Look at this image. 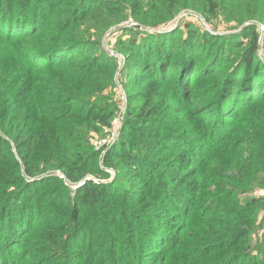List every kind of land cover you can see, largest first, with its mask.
<instances>
[{"label":"trees","instance_id":"1","mask_svg":"<svg viewBox=\"0 0 264 264\" xmlns=\"http://www.w3.org/2000/svg\"><path fill=\"white\" fill-rule=\"evenodd\" d=\"M170 3L172 0H0V54L7 53L10 60L6 68L0 65V264H264V256L254 258L252 249L246 252L244 243L251 230L239 217L228 218L221 210H213L218 214L215 218L209 214L195 218V229L201 233L197 238H188L181 229L183 223L172 217L195 211L188 209L199 189V182L191 181L192 166L179 171L152 160L153 167L159 168L152 171L156 188L121 190L113 211L117 223L111 220L105 225L98 206L112 194L116 197L108 186L85 180L72 194L56 176L38 179L53 168H61L73 182L90 169L105 173L93 162L99 154L95 150L88 152L87 160L70 162L77 141L88 133L82 128H64L63 123L75 121L57 118L52 108L53 101L89 103L99 93L102 67L113 71L118 66L111 61L108 65L104 53H84L88 46L78 23L97 25L105 10L127 9L140 15V24L146 25L145 7L152 6L156 9L150 15L153 26L169 19L171 9L166 7ZM248 29L247 43L235 54L216 52L214 35L209 33L204 34L203 44L191 45L195 38L192 29L184 48H163L155 54L137 51L136 45L131 48L143 59L144 79H161L184 101L188 113L209 114L208 123L227 124L264 106V60L258 56V30L255 25ZM16 60L31 70L14 75L20 68L26 69ZM153 83L147 95H151ZM257 118L259 122L249 128L255 140L253 153L261 158L264 115ZM234 132L229 129L224 138ZM206 136L210 134L202 137ZM160 192L175 201L174 214L162 208ZM143 219H153L160 228L139 236L136 228ZM125 230L148 241V246L140 242L135 250L130 237L123 236ZM194 242L203 249L192 256ZM257 247L263 254L262 245ZM164 251L169 254L163 258Z\"/></svg>","mask_w":264,"mask_h":264},{"label":"rangeland","instance_id":"2","mask_svg":"<svg viewBox=\"0 0 264 264\" xmlns=\"http://www.w3.org/2000/svg\"><path fill=\"white\" fill-rule=\"evenodd\" d=\"M166 8L171 9L169 19L153 26L150 15L156 9L152 6L145 7L149 22L146 25L140 24V15H134L127 9L105 10L104 17L99 19L97 25L91 21L78 23L81 37L88 46L84 53H104L108 56V65L114 62L118 66L113 71L102 67L100 79L97 80L99 93L89 103L53 101L52 108L57 118H73L72 121H75L71 125L63 123L64 128L72 126L78 131L82 128L88 133L77 141L75 155L68 157L70 162L87 160L88 152L95 150L99 154L93 158V162L105 173L90 169L83 173L81 179L73 182L61 168H53L38 179L56 176L64 181L72 194L85 180L108 186V190L115 191L116 197L112 194L98 206L105 225L111 220L117 223L113 211L119 204L121 190L130 191L137 186L141 190L156 188L152 171L159 168L153 167L152 160H160L162 164L172 166L167 168L177 167L179 171L192 166L191 170L195 171L191 181L199 182V189L196 199L188 204V209L195 211L191 215L172 217L176 222L183 223L181 229L188 238L201 235L195 229V218L206 214L215 218L218 214L213 210H221L228 218L239 217L240 222H246L247 228L251 230L244 243L245 248H248L246 252L252 249L254 258H260L264 253L256 249L261 245L264 249V140L260 145L263 155L257 158L253 153L255 140L250 134L253 130L249 126L259 122L257 115H264V106L243 114L239 120L233 119L231 123L210 124L209 114L195 116L188 113L184 101L161 79H144L146 67L143 59L132 48L136 45L137 51L143 50L146 54L150 51L152 54L158 53L163 48L172 49L173 46L175 49L176 46L184 48L185 41L190 40L187 33L192 29L195 38L191 39V45L203 44L204 34L209 33L210 36L214 35L216 52L235 54L247 43L248 27L255 25L259 38L258 56L264 60V0H172ZM86 13L88 15L90 12ZM129 17L133 18L136 26H125ZM7 56V53L0 54V65L4 68L9 65ZM24 67L26 69L20 68L19 73L14 75L27 74V70H31ZM36 75L38 78L44 77L43 74H33ZM152 82L151 95H147ZM199 124L203 127H199ZM229 129L237 132L225 139L224 134H228ZM205 133L210 136L202 137ZM160 194L159 200L164 201L162 208L167 209L166 213L174 214L175 201ZM198 208L201 209L199 213ZM207 208L210 211H204ZM211 220L215 224L219 222L217 219ZM153 221L143 219L136 228L140 232L138 235L148 236L149 230L154 232L153 228L159 229ZM126 232L123 236L130 237L135 250H138L140 242L148 246L145 245L148 241H140L133 233ZM202 249L200 243L194 242L190 254L193 256L194 252ZM167 254L164 251L163 258ZM237 264H241V261Z\"/></svg>","mask_w":264,"mask_h":264},{"label":"built area","instance_id":"3","mask_svg":"<svg viewBox=\"0 0 264 264\" xmlns=\"http://www.w3.org/2000/svg\"><path fill=\"white\" fill-rule=\"evenodd\" d=\"M125 26H136V23L134 22L132 17H129L126 21H125Z\"/></svg>","mask_w":264,"mask_h":264},{"label":"water","instance_id":"4","mask_svg":"<svg viewBox=\"0 0 264 264\" xmlns=\"http://www.w3.org/2000/svg\"><path fill=\"white\" fill-rule=\"evenodd\" d=\"M137 27L142 29V27H141V26H137Z\"/></svg>","mask_w":264,"mask_h":264}]
</instances>
